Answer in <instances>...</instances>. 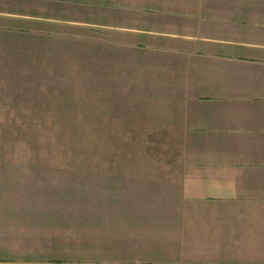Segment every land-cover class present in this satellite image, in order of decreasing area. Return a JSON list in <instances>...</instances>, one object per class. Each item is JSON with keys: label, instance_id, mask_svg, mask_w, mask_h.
I'll return each instance as SVG.
<instances>
[{"label": "crops", "instance_id": "0c3cea01", "mask_svg": "<svg viewBox=\"0 0 264 264\" xmlns=\"http://www.w3.org/2000/svg\"><path fill=\"white\" fill-rule=\"evenodd\" d=\"M66 30L158 76L150 134L180 137L181 159L155 179L180 190L118 193L98 216L62 193L7 195L0 264H264V0L0 3V33Z\"/></svg>", "mask_w": 264, "mask_h": 264}, {"label": "rangeland", "instance_id": "374dc122", "mask_svg": "<svg viewBox=\"0 0 264 264\" xmlns=\"http://www.w3.org/2000/svg\"><path fill=\"white\" fill-rule=\"evenodd\" d=\"M8 35L0 33V205L11 194L62 193L98 216L118 193L180 190L155 179L181 159L180 137L150 134L164 131L151 119L166 91L156 74L104 55L86 31ZM135 165L153 168L135 174Z\"/></svg>", "mask_w": 264, "mask_h": 264}]
</instances>
